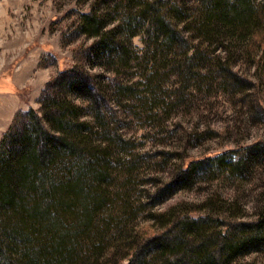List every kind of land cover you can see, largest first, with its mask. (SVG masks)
<instances>
[{
    "label": "rangeland",
    "instance_id": "1",
    "mask_svg": "<svg viewBox=\"0 0 264 264\" xmlns=\"http://www.w3.org/2000/svg\"><path fill=\"white\" fill-rule=\"evenodd\" d=\"M99 1L0 0V140L19 111L40 106L51 78L78 66L96 74L91 103L102 117L93 110L90 121L98 140L109 145L101 186L108 202L89 223L94 242L110 247L119 220L157 226L160 212L190 205L197 213L244 221L264 211L262 48L251 53L223 39H192L194 29L180 22L181 38L170 51L136 34L134 48L156 59H135L132 74L118 73L100 63L106 49L98 38L78 30L83 12L103 9ZM185 1L188 14L206 2ZM118 84L134 89L132 96L116 98ZM192 159L187 184L169 189L179 166ZM252 260L264 262V251L240 255L234 264Z\"/></svg>",
    "mask_w": 264,
    "mask_h": 264
},
{
    "label": "trees",
    "instance_id": "2",
    "mask_svg": "<svg viewBox=\"0 0 264 264\" xmlns=\"http://www.w3.org/2000/svg\"><path fill=\"white\" fill-rule=\"evenodd\" d=\"M99 2L103 9L83 12L78 30L98 38L106 49L98 54L100 63L118 73L132 74L133 60L154 54L140 55L136 34L143 32L147 45L170 51L181 38L180 22L194 29L192 39L211 44L223 39L246 52L264 51V0H204L190 14L185 0ZM94 79L95 73L78 66L64 69L47 82L40 106L19 111L2 135L0 264H234L240 255L264 251V211L244 221L197 213L193 205L160 212L157 226H127L119 220L121 231L113 233L119 231L110 247L92 240L89 223L108 202L101 186L109 146L98 140L90 121L93 110L102 117L91 103ZM133 90L118 84L113 94L120 99ZM195 161L179 166L169 189L187 184Z\"/></svg>",
    "mask_w": 264,
    "mask_h": 264
}]
</instances>
